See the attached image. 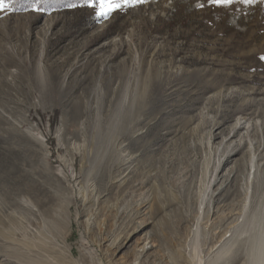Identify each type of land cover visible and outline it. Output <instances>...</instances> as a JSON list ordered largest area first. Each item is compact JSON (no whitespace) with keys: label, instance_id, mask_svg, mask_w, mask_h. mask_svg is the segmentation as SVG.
Wrapping results in <instances>:
<instances>
[{"label":"rangeland","instance_id":"obj_1","mask_svg":"<svg viewBox=\"0 0 264 264\" xmlns=\"http://www.w3.org/2000/svg\"><path fill=\"white\" fill-rule=\"evenodd\" d=\"M64 5L0 11V264H250L264 2Z\"/></svg>","mask_w":264,"mask_h":264},{"label":"snow or ice","instance_id":"obj_2","mask_svg":"<svg viewBox=\"0 0 264 264\" xmlns=\"http://www.w3.org/2000/svg\"><path fill=\"white\" fill-rule=\"evenodd\" d=\"M43 0H27V3L24 7H31L33 11H43L40 8V4ZM144 0H70L66 3L64 7L69 9H75L80 6H86L89 9H94V14L97 18L108 19L116 11L120 10L125 6H132L138 3H143ZM234 0H207L209 5H230ZM241 3L253 4L257 3L258 0H240ZM259 2H264V0H259ZM17 0H0V11L16 10ZM198 8H203V4H197ZM260 59H264V56H261Z\"/></svg>","mask_w":264,"mask_h":264},{"label":"bare ground","instance_id":"obj_3","mask_svg":"<svg viewBox=\"0 0 264 264\" xmlns=\"http://www.w3.org/2000/svg\"><path fill=\"white\" fill-rule=\"evenodd\" d=\"M260 222L258 223L259 224L258 226L259 238L255 243L254 254L252 256L250 264H264V222L263 223H260ZM16 249L20 251L22 254H24V256L32 257V259H36V257L38 258V256L42 253L39 250L40 248L39 249L30 248V250H28L26 249V247L24 248L16 247ZM31 250L35 252V253H32V255H31ZM196 264H200V263H196Z\"/></svg>","mask_w":264,"mask_h":264},{"label":"trees","instance_id":"obj_4","mask_svg":"<svg viewBox=\"0 0 264 264\" xmlns=\"http://www.w3.org/2000/svg\"><path fill=\"white\" fill-rule=\"evenodd\" d=\"M66 2H70V0H43L40 4L41 8H48L52 5H64ZM27 3V0H17L16 9L25 8L24 5Z\"/></svg>","mask_w":264,"mask_h":264}]
</instances>
